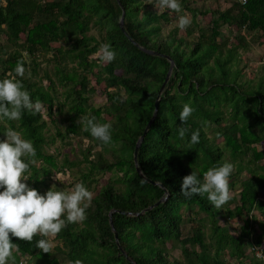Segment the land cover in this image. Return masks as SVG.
Segmentation results:
<instances>
[{"label":"trees","instance_id":"16d2710c","mask_svg":"<svg viewBox=\"0 0 264 264\" xmlns=\"http://www.w3.org/2000/svg\"><path fill=\"white\" fill-rule=\"evenodd\" d=\"M119 1L120 5L116 0H0V30L9 41L0 44V78L15 75L18 61H23L26 68L23 51L31 57L38 50H53L59 59L63 46L69 45L66 53L75 66L60 80L69 86L65 94L71 100L69 112L73 114L69 131L77 132L78 116L83 117L84 123L90 115H95L99 122H107L102 117L103 111L110 109L114 114L109 121L113 124L111 144L91 137L85 128L82 130L102 150L93 159L88 158L91 154L88 150L85 157L88 166L80 181L88 187L87 181H97L92 177L94 174L112 173L93 195L87 218L68 223L53 238L59 242L49 252L37 247L38 240H48L41 234L34 235L31 241L11 237L19 250H13L8 264H19L21 256L37 258L39 264L65 261L68 264H231L232 259L238 262L246 259L250 248L255 253L261 248V257L254 256L252 264H264V149L257 148L264 142V62L258 77L246 87L242 88L244 82L237 79L242 74L237 67V49L248 48L243 31L264 33V0L245 3L234 0L227 10L198 12L189 6V0H181L192 20L198 13L215 15L210 21V33L201 32L197 40L175 34L163 40L160 22L168 20V11L174 10L159 13L148 8L145 0ZM121 7L130 36L140 46L170 56L175 64L157 116L139 147L138 169L133 158L134 147L153 113L157 92L170 63L166 58L145 53L124 36L118 26ZM226 25L237 31V45L228 47L225 40H218L222 36L221 28ZM91 27L102 33L101 40L89 34ZM22 33L25 37L20 43ZM54 42L59 45L52 47ZM106 42L116 49L117 57L100 65L99 56L94 59L91 56ZM7 45L11 50L5 49ZM95 67H99L96 82L105 84L110 102L106 108L90 106L89 95L77 89V85L85 84V73L93 72ZM18 78L30 90L33 100L41 101L42 108L34 114L25 111L20 121L0 120V133L12 127L33 141L37 154L30 164L27 183L44 193L50 188L52 174L61 169L55 156L44 147L47 122L42 109H46L48 117L53 115L52 82L46 87L26 72ZM185 103L191 104L195 111L183 122L179 113ZM226 114L230 119L220 130L223 138L220 146L207 136L206 126L220 124ZM181 127L187 129L184 138L179 136ZM196 130L200 132V140L192 144L191 133ZM104 152H110L111 159ZM224 161L233 162L230 178L238 181L239 191L238 197L232 196L222 208L217 209L206 195L186 197L180 191L185 175L197 171L202 178L203 171ZM243 172H247L246 177H241ZM148 179L163 187L151 184ZM165 191L166 200L154 208L136 216L123 213L141 212L162 198ZM235 201V206L230 207ZM184 207L190 211L197 207L207 215L208 239L203 219L185 218ZM112 210H115L111 220L119 247L109 222ZM222 215L239 218L241 225L237 233L219 223ZM186 219L193 221L187 235L182 231ZM169 243L179 245L180 258L170 260Z\"/></svg>","mask_w":264,"mask_h":264},{"label":"clouds","instance_id":"9594fccd","mask_svg":"<svg viewBox=\"0 0 264 264\" xmlns=\"http://www.w3.org/2000/svg\"><path fill=\"white\" fill-rule=\"evenodd\" d=\"M155 6L161 12H182L181 0H157ZM191 23L190 15L178 16L177 26L180 29H186ZM116 57L117 51L110 42L101 45L99 59L110 63ZM25 72L23 61H18L14 69L15 75L0 78V120L7 118L20 121L25 111L34 114L41 110V101L33 100L30 90L18 78L24 77ZM194 111L191 104L185 103L179 119L186 122ZM84 128L90 132L91 137L105 144L113 142L111 122H99L95 115H90L85 118ZM186 131V128H179V136L184 138ZM5 136L6 138L0 139V264H8L13 250H19V245L11 237L28 241L36 234L55 237L68 223L84 221L93 199V192L83 181L76 182L71 190L52 186L41 193L35 187H30L27 183L28 170L35 160L37 149L33 141L25 138L16 128L9 127ZM199 140V130L193 131L190 143L196 144ZM233 169V162L224 161L203 171L202 178L197 171H192L183 177L180 191L186 197L193 194L206 195L217 209L222 208L232 199L230 177ZM36 243L45 252H49L52 247L47 239H40Z\"/></svg>","mask_w":264,"mask_h":264},{"label":"rangeland","instance_id":"374dc122","mask_svg":"<svg viewBox=\"0 0 264 264\" xmlns=\"http://www.w3.org/2000/svg\"><path fill=\"white\" fill-rule=\"evenodd\" d=\"M41 2L44 1H52V0H39ZM190 7L195 9L197 12L200 11H217V10H227L234 0H189ZM147 3V7L151 10L161 12L156 6L155 3L157 1L145 0ZM165 11V10H164ZM163 12V11H162ZM181 14H188L191 17V13L188 10H185L182 6V12L177 13L174 11H168V20H162L160 22V34L161 37L166 39L169 34H175L179 37L189 38V40H197L198 35L201 32H205L207 34L210 33V21L215 16L212 13H207L205 15L197 14L195 19L192 20V23L186 29H180L178 25V16ZM194 21V22H193ZM222 36L219 37L218 40H225L228 47H232L233 45H237L236 41V33L234 29L229 26H224L221 28ZM89 34H93L98 40L102 39V33L97 29V27H91ZM245 39L248 44L247 49L238 48V69L241 70L242 74L238 79L239 82H244L242 84V88L246 87L250 84V80L256 79L260 74L259 67L264 62V33H251L243 31ZM25 34L22 33L20 35L19 42L24 41ZM9 41L7 40L6 35L2 30H0V44H7ZM59 43H52V47H57ZM69 45L63 46V54L58 59L53 50H38L35 55L29 57V55L23 51L24 59L26 60V73L28 76L32 78V80L37 83L42 82L44 86H48L50 82L51 85V93L54 97V107H53V115L48 117L46 114V109H42V113L44 114V118L47 122V127L45 129L46 136V144L44 147L46 150L55 156L56 163L59 166L60 171H56L55 175L51 176L49 180L50 187L56 186L62 190H71L74 187V184L81 179V173L86 172V167L88 166V162L85 160V157L88 155V150L91 151V154L88 155L89 159L97 158V153L102 150L101 146L98 145L95 141L88 139L83 135L82 130L84 129V121L82 116H78L75 119V123L78 124L77 132L73 133L69 131L71 126V117L72 113L69 112V104L71 102L70 98L66 97V89L69 86H65L64 83H61L60 80L64 74L71 72L75 63L70 60L68 56L67 48ZM6 50H11V46H5ZM99 56V52L95 53L91 56L92 59ZM106 62L100 61V65L105 64ZM33 68H35L36 72H33ZM99 67H95L93 72L85 73L87 80L85 84L77 85V89L83 90L84 94L89 95L88 103L90 106L95 108H106L110 105V102L107 100L105 84L102 82L98 84L96 82L95 73ZM69 84V82H66ZM109 90L113 91L114 88H110ZM123 94V91H122ZM102 117L109 122L113 120L114 114L111 113V110H105L102 113ZM229 115L224 116V121L218 125H209L206 126V134L212 139V141L218 145H222L223 138L220 133L221 128L224 125L229 123ZM6 130H2L0 133V139L6 138L5 136ZM231 132V129L228 130ZM85 141H87V145L85 146ZM258 149H264V142L257 145ZM104 155L111 159L110 152H104ZM227 155V154H225ZM229 159V157H228ZM71 173L69 176L68 173ZM112 173L107 172L106 174H94L92 177L97 180L96 182L87 181L88 189L93 192L95 195L100 187L105 184L108 179L111 177ZM246 177L247 172H243L241 177ZM58 178V179H57ZM230 189L232 192V196L238 197L239 191V183L236 180H232L230 178ZM44 190V188H43ZM237 201L231 203L229 206L234 207ZM224 211V210H223ZM184 213V217L194 218L195 220L203 219L204 230L206 233V238L208 239V235L210 233V221L207 215L203 212H200L197 207H193L190 211L188 208L184 207L182 209ZM225 212V211H224ZM187 221V219H186ZM193 222V221H192ZM192 222H186L182 225V231L184 234H190L191 224ZM219 223L222 226L229 228L232 233H237L239 230V226L241 225V221L239 218H229L228 216L222 215L219 219ZM54 237L48 236L49 242L52 244V247L58 244L59 241L53 239ZM60 244V243H59ZM262 247V246H261ZM168 248L170 249V260L177 259L181 257V250L179 245L177 244H168ZM196 248V247H193ZM260 249H257L255 253L251 248L247 251L248 257L241 262H238L234 259L231 260V264H252L254 260V256H260ZM40 261L37 258H29L27 256H21L19 264H39ZM61 264H68L65 262H61Z\"/></svg>","mask_w":264,"mask_h":264},{"label":"water","instance_id":"95a60500","mask_svg":"<svg viewBox=\"0 0 264 264\" xmlns=\"http://www.w3.org/2000/svg\"><path fill=\"white\" fill-rule=\"evenodd\" d=\"M117 3L120 5V1L119 0H116ZM124 16H125V11L124 9L121 7V15L119 17V20H118V26L120 28V30L123 32L124 36L133 44L135 45L136 47H138L140 50L144 51L145 53L147 54H151V55H155V56H159V57H163V58H166L170 65H169V68H168V71L166 73V76H165V79L163 81V83L161 84L158 92H157V96H156V99L154 101V110H153V113L149 119V121L147 122L146 126L144 127L143 131H142V134L140 135V137L138 138L136 144H135V147H134V152H133V158H134V162H135V166L136 168L138 169V166H137V154H138V150H139V147L145 137V135L147 134V132L149 131L151 125L153 124L156 116H157V112H158V107H159V102H160V99L162 97V94L168 84V81L170 80V77L172 75V71H173V68H174V61L171 59L170 56L168 55H165L163 53H160L158 51H155V50H150V49H147V48H144L142 46H140L131 36L130 34L127 32L126 28H125V25H124ZM142 174V173H140ZM148 181L151 183V184H154V185H158L160 187H163L162 184L158 183V182H155V181H152V180H149ZM167 192L165 191V195L160 198L158 201H156L154 204L148 206L147 208L143 209L141 212L139 213H132V212H123L124 214L126 215H131V216H136V215H139V214H142L152 208H154L155 206H157L158 204H160L161 202H164L167 198ZM115 212V210H112L111 213L109 214V217H110V225H111V229L114 233V238H115V242L117 243L118 247H119V243H118V236H117V233H116V230L112 224V220H111V215L112 213Z\"/></svg>","mask_w":264,"mask_h":264},{"label":"built area","instance_id":"2783aa9c","mask_svg":"<svg viewBox=\"0 0 264 264\" xmlns=\"http://www.w3.org/2000/svg\"><path fill=\"white\" fill-rule=\"evenodd\" d=\"M246 0H241L242 3H245Z\"/></svg>","mask_w":264,"mask_h":264}]
</instances>
